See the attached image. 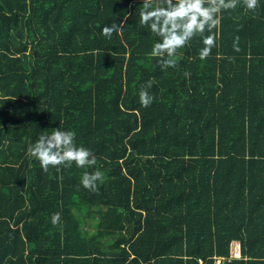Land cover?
Returning a JSON list of instances; mask_svg holds the SVG:
<instances>
[{
	"label": "trees",
	"instance_id": "16d2710c",
	"mask_svg": "<svg viewBox=\"0 0 264 264\" xmlns=\"http://www.w3.org/2000/svg\"><path fill=\"white\" fill-rule=\"evenodd\" d=\"M141 2L0 0V264H264V0L165 69ZM58 127L96 164L43 171L27 148Z\"/></svg>",
	"mask_w": 264,
	"mask_h": 264
},
{
	"label": "clouds",
	"instance_id": "9594fccd",
	"mask_svg": "<svg viewBox=\"0 0 264 264\" xmlns=\"http://www.w3.org/2000/svg\"><path fill=\"white\" fill-rule=\"evenodd\" d=\"M257 3L258 0H142L139 24L158 38L152 44L150 55L159 57L158 64L165 69L174 66L175 61L172 58L177 50L186 46L197 35L201 37L203 44L198 58L206 59L216 41L213 29L220 23L217 14L222 10L235 9L238 4L254 10ZM118 27L116 23L105 25L102 34L110 39ZM206 32L209 34L205 35ZM235 50L238 51V47ZM165 56L168 58L165 59ZM153 99L147 89L140 90L139 102L142 107H149ZM75 139L74 130L54 128L49 134L40 135L34 144L29 145L27 154L39 163L43 171H48L50 166L59 170L61 166L70 167L73 164L79 168L95 165L96 157L93 152L82 145L77 146ZM103 178L100 170L84 172L80 184L85 189L95 191L97 182H102ZM59 222L60 214L54 213L51 223L56 225Z\"/></svg>",
	"mask_w": 264,
	"mask_h": 264
},
{
	"label": "crops",
	"instance_id": "0c3cea01",
	"mask_svg": "<svg viewBox=\"0 0 264 264\" xmlns=\"http://www.w3.org/2000/svg\"><path fill=\"white\" fill-rule=\"evenodd\" d=\"M234 242H239V240H236V239L231 240V243H230V254H229V256H231V253H232V245L231 244L234 243ZM234 259H237V258H234ZM219 260H223L224 261L225 258L224 257H218L215 260L214 264H219V263L223 262V261H219Z\"/></svg>",
	"mask_w": 264,
	"mask_h": 264
},
{
	"label": "built area",
	"instance_id": "2783aa9c",
	"mask_svg": "<svg viewBox=\"0 0 264 264\" xmlns=\"http://www.w3.org/2000/svg\"><path fill=\"white\" fill-rule=\"evenodd\" d=\"M230 257H232V258H239L240 257V246H239V244H237V251L236 250L232 251Z\"/></svg>",
	"mask_w": 264,
	"mask_h": 264
},
{
	"label": "rangeland",
	"instance_id": "374dc122",
	"mask_svg": "<svg viewBox=\"0 0 264 264\" xmlns=\"http://www.w3.org/2000/svg\"><path fill=\"white\" fill-rule=\"evenodd\" d=\"M237 244H239V246H240V243H238V242H234L231 244L232 245V251H234V250L237 251ZM219 261H223V260H219Z\"/></svg>",
	"mask_w": 264,
	"mask_h": 264
}]
</instances>
